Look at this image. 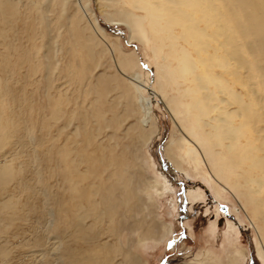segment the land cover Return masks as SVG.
<instances>
[{"label":"rangeland","instance_id":"1","mask_svg":"<svg viewBox=\"0 0 264 264\" xmlns=\"http://www.w3.org/2000/svg\"><path fill=\"white\" fill-rule=\"evenodd\" d=\"M117 1L0 0V264H227L235 246L239 264H262L264 187L246 207L229 188L217 198L184 160L187 122L167 103L184 100L181 86L163 78L160 91L150 44L106 22ZM250 31L246 47L260 48L264 33ZM262 58L248 61L246 100L254 90L263 104ZM253 127L264 156V117Z\"/></svg>","mask_w":264,"mask_h":264},{"label":"bare ground","instance_id":"2","mask_svg":"<svg viewBox=\"0 0 264 264\" xmlns=\"http://www.w3.org/2000/svg\"><path fill=\"white\" fill-rule=\"evenodd\" d=\"M248 1L118 0L120 10L105 18L110 24L123 25L130 30L131 40L150 44L152 59L159 64L156 83L160 91L163 78L166 85L171 79L175 86H181L179 96L184 100L176 103L174 99H168L167 103L173 118L183 115L187 122L183 127L186 135L178 138V141L183 139L186 142L182 157L212 186L217 198L220 197L218 187L229 188L237 198H245L244 207L257 203L258 193L264 187V156L257 154L260 148L253 146L255 140L246 137L249 131L254 132V122L264 117L260 111V104L264 106V103L252 97L254 90H247L249 100H246V69H251L250 61H258L261 56L264 58V38L259 37L262 38L258 40L262 43L260 48L251 46L252 52L250 45L246 47L244 43L246 27L254 30L250 31L251 34L264 33V11L262 13L255 3ZM255 2H259V6L263 4L260 0ZM4 7L9 12L10 7ZM165 47L169 49L167 57L172 61L159 63L158 58L162 59ZM246 54L251 59L246 60ZM241 69H244L245 76ZM236 86L244 90V95L236 91ZM170 104L177 108H171ZM212 113L216 114L211 116ZM3 120L0 114V144L6 139ZM164 153L173 168L183 173L169 146ZM10 174L5 166L1 178ZM168 189L165 183H161L158 194ZM197 195L190 192L189 196L195 200ZM227 227H232L229 221ZM254 255L264 264V250L257 238ZM240 259L242 262L247 259L246 253L235 246L227 264H239Z\"/></svg>","mask_w":264,"mask_h":264}]
</instances>
